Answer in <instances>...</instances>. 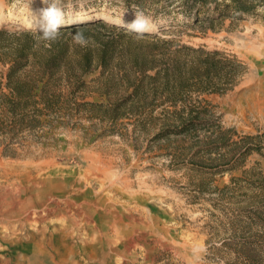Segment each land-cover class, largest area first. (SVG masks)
<instances>
[{"label": "rangeland", "instance_id": "374dc122", "mask_svg": "<svg viewBox=\"0 0 264 264\" xmlns=\"http://www.w3.org/2000/svg\"><path fill=\"white\" fill-rule=\"evenodd\" d=\"M129 1L55 3L61 28L127 29L142 12ZM51 2L0 0V30L38 31ZM162 3L142 13L168 44L110 29L83 34V46L59 35L50 113L15 118L0 94V264H264V21L203 33ZM108 44V66L83 76L84 55L98 65ZM182 47L224 63L208 76L212 56ZM251 240L257 249L244 248Z\"/></svg>", "mask_w": 264, "mask_h": 264}, {"label": "trees", "instance_id": "16d2710c", "mask_svg": "<svg viewBox=\"0 0 264 264\" xmlns=\"http://www.w3.org/2000/svg\"><path fill=\"white\" fill-rule=\"evenodd\" d=\"M130 4L129 0H125ZM146 7L143 0L137 1V9L142 12H147L150 9L158 8L167 2L169 5L179 6V10L193 21L192 27L198 28L203 33L209 31L218 32L220 26L226 22L231 21V24H236L245 21L248 18H256L264 21V0H153ZM156 2L158 5H156ZM169 6L166 7L168 9ZM108 29L117 32L121 37L135 38L136 34L130 32L128 29H123L118 26H109L108 23L90 22L71 27L60 28V35L75 34L77 31H82L83 34L94 32V30L108 31ZM40 31L31 30L25 32H12L6 29L0 30V66L8 67L6 73V83H1L0 79V94L1 105H3L13 117L33 116L35 118L42 115L44 112L50 113L58 106L59 95L52 91L51 81L55 78L65 58L63 45L58 46L54 41L45 43L44 47H39L37 37L40 36ZM136 39V38H135ZM140 40L150 42L161 41L162 43H169L163 41L159 34L146 32ZM183 51L189 50L196 54H206L207 57L212 58L205 61L206 74L209 76L212 71L220 68L218 64L224 63L219 59L220 53H207L202 50L189 49L182 47ZM116 47L112 44L105 46L103 57L98 65L95 63L92 54H85L83 59V76L91 74L95 69L106 68L108 66L107 57L111 52H116ZM42 56V57H41ZM214 58V59H213ZM218 60L217 62L213 60ZM227 65L232 66L234 62L226 60ZM37 68V69H36ZM149 71L144 69L141 71L140 82L149 80ZM169 74V73H168ZM1 75V73H0ZM157 76L153 77L156 78ZM169 78V76H168ZM167 78V79H168ZM83 81H80L76 89H81ZM7 93H5V91ZM135 94L140 96V87H136ZM57 100V101H56ZM134 100V95H131L125 101L118 103L113 112L118 116V112L123 110L128 105H131ZM44 102V108L39 109L40 103ZM192 123V122H191ZM190 123V124H191ZM186 128L189 125L185 126ZM186 128L181 132H186ZM252 140V138H246ZM247 154L254 151V147L247 145L245 148ZM244 248L257 249L255 241L246 243ZM260 244L261 243H256ZM261 248H264L263 246ZM242 264H257L254 259L245 257Z\"/></svg>", "mask_w": 264, "mask_h": 264}, {"label": "clouds", "instance_id": "9594fccd", "mask_svg": "<svg viewBox=\"0 0 264 264\" xmlns=\"http://www.w3.org/2000/svg\"><path fill=\"white\" fill-rule=\"evenodd\" d=\"M63 24V14L61 10L57 7L55 0H52L48 7L42 8L39 11L37 27L41 35L37 37V40H56L60 35L59 29ZM126 27L130 32L136 34V39L142 38L144 33L152 30L149 19L146 18L142 12L136 13L134 20L127 23ZM72 39L75 43L80 44L82 46L88 43V39L83 35L82 31H77L73 35Z\"/></svg>", "mask_w": 264, "mask_h": 264}, {"label": "bare ground", "instance_id": "6f19581e", "mask_svg": "<svg viewBox=\"0 0 264 264\" xmlns=\"http://www.w3.org/2000/svg\"><path fill=\"white\" fill-rule=\"evenodd\" d=\"M2 5L0 3V9H1ZM2 18V17H1ZM1 21V20H0ZM79 23H82V20H76L75 22L71 23V25L73 24H79Z\"/></svg>", "mask_w": 264, "mask_h": 264}]
</instances>
